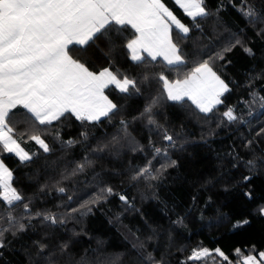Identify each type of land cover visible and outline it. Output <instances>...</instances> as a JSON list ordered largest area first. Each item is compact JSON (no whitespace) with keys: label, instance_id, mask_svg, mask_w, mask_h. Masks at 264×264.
I'll list each match as a JSON object with an SVG mask.
<instances>
[{"label":"trees","instance_id":"obj_1","mask_svg":"<svg viewBox=\"0 0 264 264\" xmlns=\"http://www.w3.org/2000/svg\"><path fill=\"white\" fill-rule=\"evenodd\" d=\"M165 1L192 27L184 39L175 29L172 33L185 57L184 65L169 66L162 59L150 57L143 63L133 61L126 44L136 33L130 26L119 25L111 26L110 40L99 37L80 57L92 71L111 67L139 82V93H121L114 85L105 89L108 97L121 106L111 121L102 118L100 122H80L66 114L45 126L31 120L24 109L13 110L15 134H25L21 144L33 159L21 162L9 153L0 158L12 170V186L24 197L12 208V215L25 224L30 219L31 224L16 236L5 234L7 243L0 249V264H47L45 257L53 251L58 264H77L81 257L88 264H140L131 249L134 237H139L156 259L163 257L166 264H228L216 254L202 261L188 260L193 249L201 247H219L231 264H242V258L235 254L238 248L244 256L264 251V215L260 211L264 208V163L260 162L264 157V134L258 135L264 128V104L253 103L252 95L255 92L264 96V25L252 27L246 23L238 11L241 0H206L212 15L198 18V29L173 0ZM249 2L264 10V0ZM233 34L242 44L223 53V60L212 62L213 69L230 87L222 96L223 104L204 114L190 99L166 98L159 74L169 80L183 79L198 63L222 52L232 42ZM245 48H250L252 54ZM154 97H160L154 108L155 120L176 142V147L169 149L168 160L153 159L149 147L150 140L157 147L166 146L162 132L148 125L146 119H134ZM229 107L236 109L240 120L227 121L223 113ZM121 119L130 122L129 131L144 146L143 152L131 151L124 141L123 147L93 151L118 133ZM57 131L60 139L54 137ZM82 132L89 133L87 140L81 137ZM30 135H41L52 151L44 152ZM67 140L78 142L67 146L62 143ZM249 140L252 144L246 147ZM149 160L153 168L170 160L177 163L167 168L159 180H132L134 170ZM248 160L255 161L251 169L245 163ZM80 163L86 165L84 171L72 175ZM246 176L250 179L245 180ZM105 186L128 196L132 207L113 195L86 215L68 216L71 209L90 201ZM60 187L66 192L60 193ZM25 203L30 210L23 208ZM37 212L63 216L65 223L52 225L36 217ZM6 217L5 204L0 200V226L7 227ZM178 220L179 224L174 223ZM149 236L153 239H146ZM34 241L49 246L45 253L38 254ZM61 243L68 244L63 255L59 252ZM119 254H123L122 261Z\"/></svg>","mask_w":264,"mask_h":264},{"label":"snow or ice","instance_id":"obj_2","mask_svg":"<svg viewBox=\"0 0 264 264\" xmlns=\"http://www.w3.org/2000/svg\"><path fill=\"white\" fill-rule=\"evenodd\" d=\"M173 2L198 29L201 28L200 23H195L198 18L204 19L212 15L206 7V0ZM238 11L248 25H264V10H258L249 0H241ZM112 25L130 26L135 31V38L128 40L126 44L133 61L143 63L145 57L141 53L144 52L152 60L162 57L169 66L179 67L186 63L181 48L173 42L172 33L175 29L177 35L184 39L191 33L192 27L183 23L165 0H0V155L14 154L21 162L33 159L21 147L25 134L21 133L17 137L16 129L12 125L16 116L13 110L18 107L24 109L31 120L45 126L60 121L66 114L74 116L80 122H100L102 118L111 121L119 113L121 106L109 99L104 90L109 85H114L121 93L140 92L136 79L114 72L111 67L98 72L92 71L80 58L87 54L89 47L99 37L110 40L108 32ZM261 32H264V28H261ZM241 44L242 41L233 34L232 42L222 52L198 63L183 79L169 80L163 73L159 74L158 80L162 83L163 94L171 101H182L187 97L200 112L212 113L218 105L224 103L221 97L230 91L229 84L213 69L212 62L223 60V53L231 52ZM244 51L252 54L250 48H245ZM143 79L147 81L149 77L145 75ZM252 95L253 103L264 104V96L255 92ZM159 99L160 97H154L139 117L134 119H146L148 125L162 132V140L167 142L166 146L157 147L150 140L149 147L153 159L162 157L168 160L169 149L176 147V142L174 136L162 129L155 120L154 108ZM223 116L229 122L241 119L232 107ZM119 123L118 133L108 143L93 151L102 152L108 148L123 147L121 141H124L131 151L143 152L144 146L129 131L130 122L121 119ZM260 134H264V128L258 133ZM88 135V132L81 133L84 140L88 139ZM54 137L60 139V133L57 131ZM29 138L39 144L44 152L52 151L41 135H30ZM77 142L62 141L67 146ZM251 144V140L247 141L246 147ZM260 162L264 163V157L260 158ZM176 163L175 160H170L168 163H161L159 168H153L152 160H149L145 166L134 170L132 180H159L167 168L175 167ZM245 163L250 169L255 165L253 160ZM85 166L84 163L78 164L72 175L83 172ZM12 176V171L0 158V188L3 189L0 200L7 210V227L0 226V249L6 246V233L16 236L17 233L26 231L31 224L30 219L25 224L18 222L12 215V208L24 200L11 185ZM244 179L248 180L250 177L246 176ZM58 191L65 193L66 189L60 187ZM113 195H117L125 205L132 207L128 196L114 192L111 186H105L90 201H85L79 208L71 209L68 216L73 213L86 215L92 211L93 206ZM68 199L72 198L69 196ZM23 208L30 210L27 203L23 204ZM260 211L264 215V208ZM35 216L52 225L65 223V218H58L56 214L37 212ZM180 222L178 220L174 223ZM146 239L151 240L153 237ZM134 240L136 242L131 244V249L136 252L140 264H166L163 257L156 259L152 253L147 252L145 243L139 237H134ZM34 243L38 254L45 253L49 247L39 241ZM67 249V243L59 245L61 255ZM213 254L231 264L229 256L219 247L193 249L188 260L202 261ZM235 254L242 258V264H264V251L244 256L238 248ZM55 257L56 252H48L45 257L47 264H58ZM118 259L122 261L123 254H119ZM77 264H88V261L81 257Z\"/></svg>","mask_w":264,"mask_h":264},{"label":"crops","instance_id":"obj_3","mask_svg":"<svg viewBox=\"0 0 264 264\" xmlns=\"http://www.w3.org/2000/svg\"><path fill=\"white\" fill-rule=\"evenodd\" d=\"M165 3H166V1H165ZM167 4V3H166ZM168 5V4H167ZM169 6V5H168ZM169 8H171L170 6H169ZM172 9V8H171ZM172 11H173V9H172ZM174 12V11H173ZM175 13V12H174ZM176 14V13H175ZM176 16L183 22V23H185L177 14H176ZM172 36H173V34H172ZM135 38V37H134ZM173 42H174V40H173ZM175 43V42H174ZM130 51V50H129ZM141 55H143L145 58L146 57H148V55H147V53H144V52H142L141 53ZM130 57H131V52H130ZM157 58H159V59H162V57H157ZM163 60V59H162ZM104 94L106 95V96H108L106 93H105V90H104ZM110 99V98H109ZM185 99H188L187 97L185 98ZM221 99H222V97H221ZM21 147L22 148H24V150L25 151H27V152H29V149H27V148H25L22 144H21ZM29 154H31L30 152H29ZM5 163V162H4ZM5 165L11 170V168L5 163ZM12 171V170H11ZM13 177V176H12ZM11 185H12V180H11ZM2 189V188H1ZM2 191H3V189H2Z\"/></svg>","mask_w":264,"mask_h":264},{"label":"rangeland","instance_id":"obj_4","mask_svg":"<svg viewBox=\"0 0 264 264\" xmlns=\"http://www.w3.org/2000/svg\"><path fill=\"white\" fill-rule=\"evenodd\" d=\"M12 180V179H11Z\"/></svg>","mask_w":264,"mask_h":264}]
</instances>
